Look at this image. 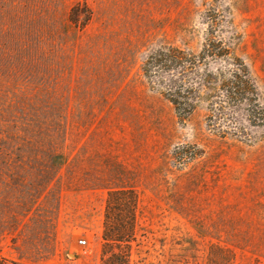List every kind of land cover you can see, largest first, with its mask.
<instances>
[{
    "label": "rangeland",
    "instance_id": "obj_1",
    "mask_svg": "<svg viewBox=\"0 0 264 264\" xmlns=\"http://www.w3.org/2000/svg\"><path fill=\"white\" fill-rule=\"evenodd\" d=\"M228 13L264 98V0H0V264H264V127L180 123L142 74Z\"/></svg>",
    "mask_w": 264,
    "mask_h": 264
},
{
    "label": "trees",
    "instance_id": "obj_2",
    "mask_svg": "<svg viewBox=\"0 0 264 264\" xmlns=\"http://www.w3.org/2000/svg\"><path fill=\"white\" fill-rule=\"evenodd\" d=\"M227 23L225 35L219 27H209L197 53L175 46L155 49L144 58L142 74L172 105L180 123H186L208 100L212 108L220 107L215 110L221 116L218 135L247 142L251 130L264 127V98L237 54L240 38L230 13ZM225 111H231V121Z\"/></svg>",
    "mask_w": 264,
    "mask_h": 264
},
{
    "label": "crops",
    "instance_id": "obj_3",
    "mask_svg": "<svg viewBox=\"0 0 264 264\" xmlns=\"http://www.w3.org/2000/svg\"><path fill=\"white\" fill-rule=\"evenodd\" d=\"M262 48L263 49L259 55V59L261 60L260 67L264 65V41ZM256 148H260V152L258 151L259 153L256 154V159L261 161V168L264 170V142H262L261 145L257 146ZM246 220L247 221L244 224H247V226H245L243 229L247 230L249 234L255 233L258 234V238L264 239V214L255 215L254 217L248 216Z\"/></svg>",
    "mask_w": 264,
    "mask_h": 264
},
{
    "label": "built area",
    "instance_id": "obj_4",
    "mask_svg": "<svg viewBox=\"0 0 264 264\" xmlns=\"http://www.w3.org/2000/svg\"><path fill=\"white\" fill-rule=\"evenodd\" d=\"M86 244H87L86 241H80V242H79V245H80V246H86Z\"/></svg>",
    "mask_w": 264,
    "mask_h": 264
}]
</instances>
